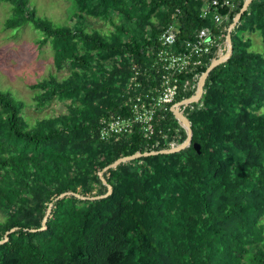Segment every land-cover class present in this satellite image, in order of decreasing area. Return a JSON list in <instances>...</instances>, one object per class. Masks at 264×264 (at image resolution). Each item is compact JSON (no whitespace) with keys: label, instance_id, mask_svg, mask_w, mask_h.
<instances>
[{"label":"trees","instance_id":"trees-1","mask_svg":"<svg viewBox=\"0 0 264 264\" xmlns=\"http://www.w3.org/2000/svg\"><path fill=\"white\" fill-rule=\"evenodd\" d=\"M0 1L11 7L4 28L38 29L54 66L70 69L62 80L28 83L37 106L67 101L65 112L29 127L22 102L0 90V264H264V52L243 35L256 32L264 45V0L249 2L229 31L230 56L207 72L202 106L186 114V147L107 168L110 193L96 199L54 197L101 195L106 187L97 173L104 166L164 148L137 129L104 142L99 119L125 111L133 74L137 92L156 82L149 64L176 8L177 40L212 24L198 17L199 0H74L79 19L107 20L114 27L108 32H89L79 20L55 25L27 0ZM222 43L209 61L225 53ZM168 125L178 127L170 111L158 122ZM179 128L178 144L186 137ZM50 202L45 228L29 231L40 227Z\"/></svg>","mask_w":264,"mask_h":264},{"label":"built area","instance_id":"built-area-1","mask_svg":"<svg viewBox=\"0 0 264 264\" xmlns=\"http://www.w3.org/2000/svg\"><path fill=\"white\" fill-rule=\"evenodd\" d=\"M199 1L198 17L208 19L212 25H202L189 38L177 40L180 26L178 9L170 14V20L159 32L158 45L149 64L155 73L156 82L145 91L137 92L135 88L139 83L135 80L136 73L130 77L129 88L132 92L121 106L125 111L115 114L109 112L100 117L97 132L100 140L116 142L128 138L137 129L143 138L152 140V146L164 147L158 150L177 147L179 127L183 128V124L175 112L186 118L188 111L202 106L201 96L192 99L200 75L198 70L209 61L212 53L223 49L222 42L223 38L225 42L226 34L224 24L229 14L244 0ZM187 93L190 95L183 97ZM178 96L180 99L175 101ZM168 111L176 119L178 127L168 125L164 129L159 128L158 122L166 117Z\"/></svg>","mask_w":264,"mask_h":264},{"label":"rangeland","instance_id":"rangeland-1","mask_svg":"<svg viewBox=\"0 0 264 264\" xmlns=\"http://www.w3.org/2000/svg\"><path fill=\"white\" fill-rule=\"evenodd\" d=\"M27 3L34 8L37 15L46 17L55 25H72L79 20L89 32H108L114 28L104 19L87 15L79 19L76 15L74 0H27ZM10 14V4L0 1V90L10 93L22 102L21 115L29 127L36 120L51 118L65 112L67 101L52 98L44 105L37 106L33 100V90L28 87V83L49 76L62 80L68 76L70 69L65 64L60 67L54 66L53 49L48 40L39 43L42 33L38 29L29 24L16 28H4L3 21ZM232 19L225 22L224 33ZM243 35L250 38L251 49L260 53L264 52V45L256 32H245ZM261 223L264 230V217Z\"/></svg>","mask_w":264,"mask_h":264},{"label":"water","instance_id":"water-1","mask_svg":"<svg viewBox=\"0 0 264 264\" xmlns=\"http://www.w3.org/2000/svg\"><path fill=\"white\" fill-rule=\"evenodd\" d=\"M250 1L251 0H244L242 2V4H241L240 8L238 9L236 14L234 15V17L232 19V22L227 27L226 34H225L226 51H225V53L223 55H221V56H219V57H217L215 59H212L208 63V65L206 66L204 71L199 75L195 97L192 98V99H198L202 95V93H203V83H204V79H205V76H206L207 72L211 68H213L214 66L218 65L219 63L224 62L230 56V53H231V41H230V36H229L230 28L237 22V20L240 17L241 13L247 8V6H248ZM175 114H176V117L181 120V122L183 124V128L185 130V134H186L185 139L181 143H179L177 145V147H175L173 149H169V150H157V151H148V152H142V153H133V154H130V155H127V156H121V157L116 158L112 163L104 166L97 173L101 183L106 187L105 192L103 194H101V195L83 196V195H80L77 192L63 191V192H60L59 194H57L54 197V199H57V198H60V197H63V196H68V195H73L74 197H77L79 199H96V198H100V197L106 196L107 194L110 193L111 186L103 178L102 172L104 170H106L107 168L113 167L115 164L120 163V162H124V161H126L128 159H132V158H136V157H140V156H144V155L155 154V153H171V152H177L179 150L184 149L186 147V145L188 144V142H189V138H190V135H191V130H190L189 123H188L187 119L185 117L181 116L178 112H175ZM192 146H193L194 150L198 153L199 152V145L197 143H193ZM50 208H51V202L47 205L45 215H44V217L42 218V220L40 222V227H38V228H30L29 231H35V230H39V229L45 228V219H46V217L48 216V214L50 212ZM15 228L16 227H11L9 230L5 231V233L7 234L9 231L14 230ZM5 239H6V237L4 236V238L1 239L0 242L4 241Z\"/></svg>","mask_w":264,"mask_h":264}]
</instances>
